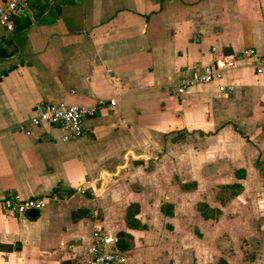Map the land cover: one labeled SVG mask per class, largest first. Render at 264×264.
Here are the masks:
<instances>
[{
	"label": "crops",
	"instance_id": "1",
	"mask_svg": "<svg viewBox=\"0 0 264 264\" xmlns=\"http://www.w3.org/2000/svg\"><path fill=\"white\" fill-rule=\"evenodd\" d=\"M12 20L0 24V197L49 199L34 218L0 210V264H87L98 223L126 264H257L259 231L231 210L249 166L264 179V72L249 58L180 95L175 85L219 55H264V0H21ZM100 98L116 103L77 140L16 129L37 104ZM234 182L242 191L221 202Z\"/></svg>",
	"mask_w": 264,
	"mask_h": 264
},
{
	"label": "built area",
	"instance_id": "2",
	"mask_svg": "<svg viewBox=\"0 0 264 264\" xmlns=\"http://www.w3.org/2000/svg\"><path fill=\"white\" fill-rule=\"evenodd\" d=\"M20 3L21 0H5L0 5V24L9 30L14 29L12 17L17 12ZM249 58L254 60L256 72H264V55H259L254 48H244L235 55H219L214 58L211 64L202 66L192 75L180 77L175 85V93L180 95L190 86L209 83L221 78L227 69L237 67L239 61ZM218 89L221 93H230L234 91L235 87L232 84H220ZM115 103V99L107 101L103 98L90 105L64 102L40 103L34 107L29 119L17 124L16 129L30 135L33 127L49 124L62 129L61 141L77 140L84 133L83 121L86 117L94 116L100 107H105L107 104L115 105ZM90 187V181H85L78 191L83 194ZM59 194L60 192L56 190L50 198L58 199ZM61 195L66 197L67 193ZM48 199L49 197L46 196L24 198L20 194L14 193L10 196L0 197V210L15 214H27L32 210L39 212L46 206ZM89 217L97 221L99 219L98 210L92 209ZM114 241L115 238L105 233L100 223L96 224L87 249V264H126V254L112 248Z\"/></svg>",
	"mask_w": 264,
	"mask_h": 264
},
{
	"label": "rangeland",
	"instance_id": "3",
	"mask_svg": "<svg viewBox=\"0 0 264 264\" xmlns=\"http://www.w3.org/2000/svg\"><path fill=\"white\" fill-rule=\"evenodd\" d=\"M182 136L184 137L185 135ZM192 139L193 138L191 137L189 139L191 144L195 143L192 142ZM195 144H197V147H201L205 144V142L202 143L201 141ZM256 171L252 168V166H249V171L247 172V178L244 184L245 190L237 199V205L233 207L231 212L238 214L244 213L245 219H248L249 221L247 222L248 227H246V230H250V233L252 230L259 231V235L252 238V246L254 249L253 251L255 252L256 250V253H258L255 262L257 264H264V179L261 175L256 174ZM217 192H219V189ZM243 198L248 199L244 204L241 201ZM253 255L256 256L255 253H253ZM248 258L250 261L252 257L248 256Z\"/></svg>",
	"mask_w": 264,
	"mask_h": 264
},
{
	"label": "trees",
	"instance_id": "4",
	"mask_svg": "<svg viewBox=\"0 0 264 264\" xmlns=\"http://www.w3.org/2000/svg\"><path fill=\"white\" fill-rule=\"evenodd\" d=\"M28 24H30V23L27 22L25 24V26ZM235 176L238 179L244 178L245 177V170L244 169H237L235 171ZM190 185H194V182L190 183ZM242 188H243V186L240 182H234L232 184L222 185V186H220V190H219L217 198L220 199L221 202H225L227 199H230V198L238 195L242 191ZM198 208L200 209V212L202 213V215L206 216V217H209V215H213V214L219 212L218 209H212L205 203L199 204ZM131 210H133L132 206H130L128 209V215H129V212ZM75 215H77V214L74 212L72 214L73 218H75ZM121 234L126 235V233H121Z\"/></svg>",
	"mask_w": 264,
	"mask_h": 264
},
{
	"label": "water",
	"instance_id": "5",
	"mask_svg": "<svg viewBox=\"0 0 264 264\" xmlns=\"http://www.w3.org/2000/svg\"><path fill=\"white\" fill-rule=\"evenodd\" d=\"M37 214H38V212L37 211H35V210H32V211H29V212H27V216L28 217H31V218H34V217H36L37 216Z\"/></svg>",
	"mask_w": 264,
	"mask_h": 264
}]
</instances>
